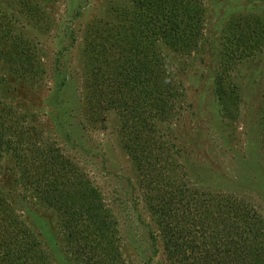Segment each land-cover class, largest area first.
<instances>
[{"label": "rangeland", "instance_id": "rangeland-1", "mask_svg": "<svg viewBox=\"0 0 264 264\" xmlns=\"http://www.w3.org/2000/svg\"><path fill=\"white\" fill-rule=\"evenodd\" d=\"M195 1L176 39L129 0H0V187L39 236L32 264H235L212 207L166 208L159 166L264 228V0ZM157 137L180 149L160 165Z\"/></svg>", "mask_w": 264, "mask_h": 264}, {"label": "trees", "instance_id": "trees-1", "mask_svg": "<svg viewBox=\"0 0 264 264\" xmlns=\"http://www.w3.org/2000/svg\"><path fill=\"white\" fill-rule=\"evenodd\" d=\"M135 2L136 8L140 11L148 8L147 5L151 7V10H154L155 19L160 22L159 25H156V27H158L157 34L159 36L163 35L168 38L173 36V38L176 39L179 36L177 33L179 25L175 22L180 18H186L187 12V8H185V12H182L179 6L185 3L199 4L198 1L195 0H129L131 4ZM187 13L190 14L189 12ZM132 15L135 14L132 13ZM190 19L192 20L193 18L190 17ZM192 28H194V26H190V29ZM196 33L198 34L199 30H196ZM25 60L26 64L32 65L29 58H25ZM223 91L224 90L221 88L220 92L223 93ZM68 111L71 112L72 109H68ZM23 131L26 134L24 128ZM158 136H160V134H158ZM156 140L159 145V150L157 151L158 160H156L158 164L159 162L161 163L159 157L171 154L172 150L173 154L179 153V148H177L175 152L170 145L166 146V144L160 142L159 137H157ZM149 152H151V150H149ZM36 154L40 156H49L47 149L44 152L37 150L35 155ZM132 155L136 159L144 158L146 151L132 152ZM51 164L52 166L56 165V162H51ZM53 167L55 169L58 168V166ZM157 172L170 178L169 185H171V189L176 194V197L172 198L171 203H169L171 206L166 207L168 210H176L179 214L185 213L187 215H192L194 223H196V219L198 218L200 220L205 219V217L208 216L206 211L212 210L216 212L218 218H214L210 223L207 222L206 224L212 225V223L214 224V222H216V226L222 228L220 232H217L222 236L224 241L221 247H225L227 244L232 247L237 246V254L234 258L236 260L235 264H264V228L261 226L263 222L258 214L259 212L254 209L255 207L253 205L250 206L248 202L226 193L223 195L210 194L212 196H208V198L212 200L211 202H207L209 207H204L206 206L203 205L205 203L204 201L199 200L201 203H197L195 200L199 197L204 198L206 195H203L197 189L192 191L189 187H184L187 186V184L183 186L178 184L177 181L180 177L176 172L166 171L161 166L158 167ZM173 179L174 181H172ZM166 185L167 184L164 180L162 181L161 178V180L154 181V185L152 186L154 189H162V187ZM8 196L5 189L0 187V264H32L37 258L36 255L39 252L42 254L41 241L37 233L33 231V229H30L25 221H23L22 215H18V211L14 206L4 201ZM187 198L188 201L185 202ZM5 204L7 208L3 210L2 208L5 207ZM209 208H211V210H208ZM179 218L180 217H178L177 220ZM209 226L204 227L207 228ZM194 229L195 228H193V230ZM170 230L171 227H167L166 233L169 234ZM176 240L178 244L182 242V238H177ZM219 253H222V251ZM222 256L223 260H228L230 258V251L227 253L223 251L221 258Z\"/></svg>", "mask_w": 264, "mask_h": 264}]
</instances>
